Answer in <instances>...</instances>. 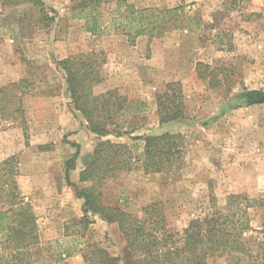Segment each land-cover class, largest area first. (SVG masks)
Returning <instances> with one entry per match:
<instances>
[{"label": "rangeland", "instance_id": "374dc122", "mask_svg": "<svg viewBox=\"0 0 264 264\" xmlns=\"http://www.w3.org/2000/svg\"><path fill=\"white\" fill-rule=\"evenodd\" d=\"M41 1L43 13L28 3L0 0V91L26 81L15 93L23 94L27 121L25 127L14 119L0 125V161L17 158L19 192L37 218L35 264H89L85 254L91 246L121 259L119 264H137L119 225L85 215L84 200L67 183L66 163L77 147L69 180L80 185L100 140L133 146L142 144L136 136H185L179 173H145L135 164L96 186L104 205L139 220L153 210L152 220L162 219L168 231L181 232L190 221L206 218L231 195L264 200V105L231 101L243 90H264V0H121L136 9L182 7L180 18L200 21L195 29L167 17L161 24L165 32L136 39L109 25L117 17V0H102L99 12L107 27L99 35L88 33L85 21L72 19L78 0ZM45 15L55 16V22L39 23ZM75 56H93L102 65L96 95L120 90L130 102L146 105L142 114L126 116L136 126L132 135L98 138L73 110L56 62ZM199 64L215 70L206 68L208 77L201 78ZM171 82L181 84L186 118L160 125L156 96ZM6 183L0 179L3 188ZM250 217L254 228L264 230V208H253ZM207 264L225 261L213 258Z\"/></svg>", "mask_w": 264, "mask_h": 264}, {"label": "trees", "instance_id": "16d2710c", "mask_svg": "<svg viewBox=\"0 0 264 264\" xmlns=\"http://www.w3.org/2000/svg\"><path fill=\"white\" fill-rule=\"evenodd\" d=\"M116 2L117 17H112L109 25L113 31H120L130 39L165 32L161 24L167 17L174 16L171 19L179 22V27H200V21L195 24L190 17H179L184 10L182 7L159 11L136 9L121 0ZM8 3H28L41 9V13L45 8L41 0H12ZM101 5L102 0H78L71 9L72 19L85 21L86 31L99 35L107 27L99 12ZM55 19V16L45 15L38 21L49 24ZM56 64L65 74L66 92L73 110L85 119L91 133L104 138L111 134L129 136L136 131L135 124H130L126 116L142 114L146 105L130 102L120 90L96 95L94 88L103 82V76L102 65L93 56L69 57ZM206 68L212 69L209 65H198L201 78L208 77ZM23 84L26 81L1 89L0 125L13 119L20 121L23 127L27 125L23 94L15 93ZM231 101L240 107L264 105V90H243L232 96ZM156 105L160 125L180 123L186 118L180 83H167L165 90L156 96ZM185 139L181 134L167 132L136 136L133 140L142 144L133 146L100 140L89 157L87 168L81 173L80 185L69 180V173L80 155L77 147L75 155L66 163L67 183L76 196L84 200L85 215H98L108 224L119 225L130 255L137 264H207L213 258L222 259L225 264H264V230L254 228L250 217L253 208H264V200L231 195L222 208L204 219L190 221L181 232L168 231L162 219L153 221V210H147L146 218L139 220L119 207L103 204L102 194L96 186L109 175L132 171L135 164L145 173H172L173 169L179 173L184 167ZM19 174L17 158L0 161V179L7 181L5 188L0 185V264H35L31 248L39 244L37 218L19 192L16 181ZM83 183L90 185L82 187ZM148 217L151 219L147 220ZM85 260L89 264H119L121 261L97 246L89 248Z\"/></svg>", "mask_w": 264, "mask_h": 264}]
</instances>
